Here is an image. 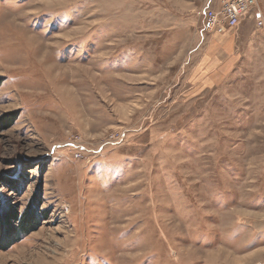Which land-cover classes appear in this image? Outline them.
Segmentation results:
<instances>
[{
    "label": "rangeland",
    "instance_id": "1",
    "mask_svg": "<svg viewBox=\"0 0 264 264\" xmlns=\"http://www.w3.org/2000/svg\"><path fill=\"white\" fill-rule=\"evenodd\" d=\"M225 9L0 0V215L43 216L0 264H264V0Z\"/></svg>",
    "mask_w": 264,
    "mask_h": 264
},
{
    "label": "trees",
    "instance_id": "2",
    "mask_svg": "<svg viewBox=\"0 0 264 264\" xmlns=\"http://www.w3.org/2000/svg\"><path fill=\"white\" fill-rule=\"evenodd\" d=\"M6 125L10 124H0V128ZM33 207L34 205H31L29 210H26L22 215H19L16 211L13 212L12 209L0 215L1 251L8 250L13 244L21 240L22 237L33 233L39 228L43 216L38 212V205L35 208Z\"/></svg>",
    "mask_w": 264,
    "mask_h": 264
},
{
    "label": "built area",
    "instance_id": "3",
    "mask_svg": "<svg viewBox=\"0 0 264 264\" xmlns=\"http://www.w3.org/2000/svg\"><path fill=\"white\" fill-rule=\"evenodd\" d=\"M254 1L255 0H222L223 5L226 8L224 12L227 13L224 23L228 27L232 28L237 26L240 19L248 12L250 6L254 3ZM218 21L219 20L214 19V22H212V24L217 23ZM206 29H209V27H207Z\"/></svg>",
    "mask_w": 264,
    "mask_h": 264
},
{
    "label": "bare ground",
    "instance_id": "4",
    "mask_svg": "<svg viewBox=\"0 0 264 264\" xmlns=\"http://www.w3.org/2000/svg\"><path fill=\"white\" fill-rule=\"evenodd\" d=\"M56 262V261H55Z\"/></svg>",
    "mask_w": 264,
    "mask_h": 264
}]
</instances>
